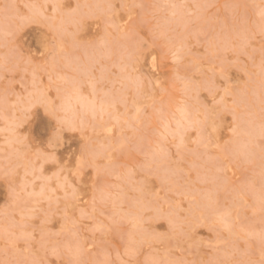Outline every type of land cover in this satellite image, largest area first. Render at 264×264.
Here are the masks:
<instances>
[{
	"label": "rangeland",
	"instance_id": "1",
	"mask_svg": "<svg viewBox=\"0 0 264 264\" xmlns=\"http://www.w3.org/2000/svg\"><path fill=\"white\" fill-rule=\"evenodd\" d=\"M0 264H264V0H0Z\"/></svg>",
	"mask_w": 264,
	"mask_h": 264
},
{
	"label": "bare ground",
	"instance_id": "2",
	"mask_svg": "<svg viewBox=\"0 0 264 264\" xmlns=\"http://www.w3.org/2000/svg\"><path fill=\"white\" fill-rule=\"evenodd\" d=\"M123 78V77H122ZM116 98V97H115ZM188 112V111H187ZM192 114V113H191ZM181 131V130H180ZM57 178V177H56ZM44 222V221H43Z\"/></svg>",
	"mask_w": 264,
	"mask_h": 264
}]
</instances>
